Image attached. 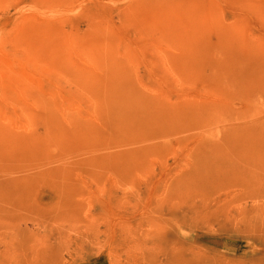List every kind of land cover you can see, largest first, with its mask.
Here are the masks:
<instances>
[{
    "label": "rangeland",
    "instance_id": "374dc122",
    "mask_svg": "<svg viewBox=\"0 0 264 264\" xmlns=\"http://www.w3.org/2000/svg\"><path fill=\"white\" fill-rule=\"evenodd\" d=\"M0 264H264V0H0Z\"/></svg>",
    "mask_w": 264,
    "mask_h": 264
}]
</instances>
